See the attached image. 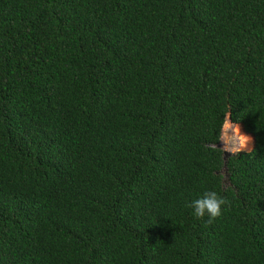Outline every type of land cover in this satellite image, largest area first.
Segmentation results:
<instances>
[{
  "label": "trees",
  "instance_id": "16d2710c",
  "mask_svg": "<svg viewBox=\"0 0 264 264\" xmlns=\"http://www.w3.org/2000/svg\"><path fill=\"white\" fill-rule=\"evenodd\" d=\"M0 264H264V0H0Z\"/></svg>",
  "mask_w": 264,
  "mask_h": 264
},
{
  "label": "clouds",
  "instance_id": "9594fccd",
  "mask_svg": "<svg viewBox=\"0 0 264 264\" xmlns=\"http://www.w3.org/2000/svg\"><path fill=\"white\" fill-rule=\"evenodd\" d=\"M238 136L239 141L237 145L233 147L239 151L247 148L248 144L251 142V137L242 135L239 127ZM229 142H231V137H229ZM229 202L225 197H221L215 191H208L203 194L201 198L193 200L188 207L194 210V215L198 219H202L207 215L209 217L207 223H211L215 218L222 214V206L228 204Z\"/></svg>",
  "mask_w": 264,
  "mask_h": 264
},
{
  "label": "rangeland",
  "instance_id": "374dc122",
  "mask_svg": "<svg viewBox=\"0 0 264 264\" xmlns=\"http://www.w3.org/2000/svg\"><path fill=\"white\" fill-rule=\"evenodd\" d=\"M226 121H227L226 126L224 128L222 127L221 129V137H220L219 145L223 150L230 151L233 153L237 151L233 147V145L238 144L239 136L237 134L238 132L236 131V127L233 124L229 123L228 117L226 118ZM229 137H231V142H229ZM251 147H252V143L247 149H250Z\"/></svg>",
  "mask_w": 264,
  "mask_h": 264
},
{
  "label": "water",
  "instance_id": "95a60500",
  "mask_svg": "<svg viewBox=\"0 0 264 264\" xmlns=\"http://www.w3.org/2000/svg\"><path fill=\"white\" fill-rule=\"evenodd\" d=\"M253 147V146H252ZM251 147V148H252ZM223 154H224V160H226L231 154H233L232 152H230V151H226V150H224L223 151Z\"/></svg>",
  "mask_w": 264,
  "mask_h": 264
}]
</instances>
